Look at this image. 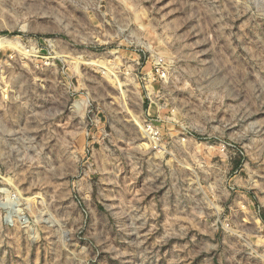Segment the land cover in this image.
<instances>
[{"label": "rangeland", "instance_id": "374dc122", "mask_svg": "<svg viewBox=\"0 0 264 264\" xmlns=\"http://www.w3.org/2000/svg\"><path fill=\"white\" fill-rule=\"evenodd\" d=\"M0 264H264V0H0Z\"/></svg>", "mask_w": 264, "mask_h": 264}, {"label": "bare ground", "instance_id": "6f19581e", "mask_svg": "<svg viewBox=\"0 0 264 264\" xmlns=\"http://www.w3.org/2000/svg\"><path fill=\"white\" fill-rule=\"evenodd\" d=\"M11 42V41H10Z\"/></svg>", "mask_w": 264, "mask_h": 264}]
</instances>
